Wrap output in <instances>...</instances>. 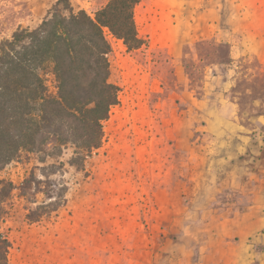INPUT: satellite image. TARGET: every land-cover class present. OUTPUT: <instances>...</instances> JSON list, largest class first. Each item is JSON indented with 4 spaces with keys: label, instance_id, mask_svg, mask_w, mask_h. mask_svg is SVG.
<instances>
[{
    "label": "rangeland",
    "instance_id": "374dc122",
    "mask_svg": "<svg viewBox=\"0 0 264 264\" xmlns=\"http://www.w3.org/2000/svg\"><path fill=\"white\" fill-rule=\"evenodd\" d=\"M55 1L0 0V41ZM107 1L70 0L92 16ZM134 18L137 49L105 29L118 102L83 170L57 158L65 203L32 221L44 194L20 192L57 159L0 169L10 264H264V0H140Z\"/></svg>",
    "mask_w": 264,
    "mask_h": 264
},
{
    "label": "trees",
    "instance_id": "16d2710c",
    "mask_svg": "<svg viewBox=\"0 0 264 264\" xmlns=\"http://www.w3.org/2000/svg\"><path fill=\"white\" fill-rule=\"evenodd\" d=\"M140 0H108L90 15L70 0H56L35 27L19 26L0 41V169L23 151L41 162L59 158L71 148L67 163L77 170L103 142L102 121L118 102V86L110 80L111 43L105 29L128 50L141 47L134 7ZM51 75L56 91L49 90ZM65 162L55 160L33 171L21 186L23 196L45 199L26 217L40 220L66 201ZM58 175L52 179L51 176ZM0 264H10V241L1 228L13 184L0 180Z\"/></svg>",
    "mask_w": 264,
    "mask_h": 264
}]
</instances>
